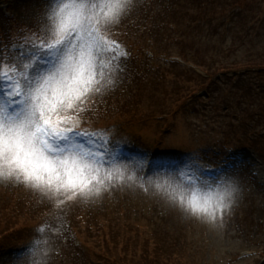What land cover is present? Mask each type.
<instances>
[{
  "label": "rangeland",
  "instance_id": "1",
  "mask_svg": "<svg viewBox=\"0 0 264 264\" xmlns=\"http://www.w3.org/2000/svg\"><path fill=\"white\" fill-rule=\"evenodd\" d=\"M0 1L6 9L0 10V75L10 77L8 87L20 101L14 113L0 106V197L23 200L24 216L30 219L72 210L91 213L112 236H124L126 242L117 244L129 264L142 260L131 261L130 256L135 250L145 255L155 237L160 242L153 254L155 264H264V174L243 159L214 179L198 178L200 164L231 162L220 158V150L226 148L232 153L231 148L247 146L264 159V0H23L14 6L11 0ZM168 15L175 18L173 30L178 33L161 34L156 43L164 60L152 65L142 64L138 57L130 60L102 36H116L125 44L142 41L153 37L155 21L168 30L160 21L167 23ZM164 34L172 37L167 41ZM53 37H64L66 47L58 56L65 58L40 73L28 66L37 65L35 58H23L13 47L15 42L41 47ZM132 60L141 63L142 73L134 71ZM236 69L239 73L232 74ZM81 122L106 126L108 133L119 135V146L127 142L158 155L175 149L193 153L180 155L175 170L152 172L144 189L136 186L132 173L127 181L113 178L100 186L94 173L103 172L79 163L72 154L52 157L54 149H44L36 133L46 123L64 132ZM100 144L109 150L115 140ZM98 147L95 144V150H85L83 156L101 154ZM75 166L80 171L70 174ZM126 166L121 162L115 169L124 173ZM64 175H75L77 181L53 182L42 198L40 181ZM52 189V198L74 193L69 203L52 207L47 202ZM111 205H119V210L111 211ZM133 207L137 210L129 213ZM119 214L126 219L117 226ZM152 215L159 226H154L149 242L142 231L124 233L118 228L126 222L148 223ZM0 220L9 226L19 218L11 208H0ZM58 235L44 237V249L14 263L8 251L20 244L17 238L6 241L0 264H60L55 259L71 252ZM116 253V264H126Z\"/></svg>",
  "mask_w": 264,
  "mask_h": 264
},
{
  "label": "trees",
  "instance_id": "2",
  "mask_svg": "<svg viewBox=\"0 0 264 264\" xmlns=\"http://www.w3.org/2000/svg\"><path fill=\"white\" fill-rule=\"evenodd\" d=\"M147 46H149L148 42L146 44V47ZM181 52L185 53L184 51H181ZM14 206H17V208L20 209V207H18L19 204L12 203V199L11 198L5 199V200H3V201L0 202V208L4 212H6L7 209H9V208H11V211H13V207ZM14 214H15V216L17 218H19V221H18L17 224L11 223L9 226H7L5 224V222H3V221L0 220V248H3L4 247V242H6V241H9V240H11L13 238H18V237L19 238H22L23 235L20 232V228L22 226H25L27 224H30L27 221L28 220H32L30 218L23 219L22 218V215H20L19 212H14ZM5 220H7V219H5ZM9 220H7V221L9 222ZM155 224H156L155 218L154 217H151V218H149V221H148V223L145 224V226H147V229H149V226L150 225H153L154 226ZM94 227H95L96 234H97V232H99L102 229V227L99 226V225H95ZM134 231H139V230L137 228H134ZM16 235H18V236H16ZM97 235L98 236H101L99 234H97ZM103 239H104V244H105V246H106L107 249H110L111 250L113 248L114 251L115 250L119 251V256L123 259V261L125 263L127 262L126 264H129L128 263L129 261H127L128 258H125V260H124V254H123V252H121L119 250L121 244L115 243L114 239L111 236H104ZM109 244H111L112 248H108L109 247ZM146 247H144V249H146ZM158 249H159V247H157V246H154L153 248H149V249H147L145 251V255H143V256H141V255L144 254V253H138L137 250H135L133 252V254H132L133 256L132 255L130 256V260L131 261H135V260H138V259H142L141 261H138V264H155V258H156L157 255H153V254H156L157 251H158ZM112 252L113 251H111V253Z\"/></svg>",
  "mask_w": 264,
  "mask_h": 264
},
{
  "label": "bare ground",
  "instance_id": "3",
  "mask_svg": "<svg viewBox=\"0 0 264 264\" xmlns=\"http://www.w3.org/2000/svg\"><path fill=\"white\" fill-rule=\"evenodd\" d=\"M16 1H18L17 3L19 4V2L22 1V0H14V1H12V2L14 3V2H16ZM16 5H17V4H16ZM246 156L249 157V158H251V159L254 157V155L251 154V152H246ZM20 209H23V208L20 207Z\"/></svg>",
  "mask_w": 264,
  "mask_h": 264
}]
</instances>
